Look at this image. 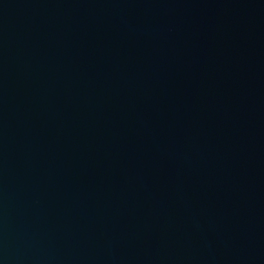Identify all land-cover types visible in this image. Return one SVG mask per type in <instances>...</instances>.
Listing matches in <instances>:
<instances>
[{"label": "water", "instance_id": "1", "mask_svg": "<svg viewBox=\"0 0 264 264\" xmlns=\"http://www.w3.org/2000/svg\"><path fill=\"white\" fill-rule=\"evenodd\" d=\"M0 264H264V0H0Z\"/></svg>", "mask_w": 264, "mask_h": 264}]
</instances>
